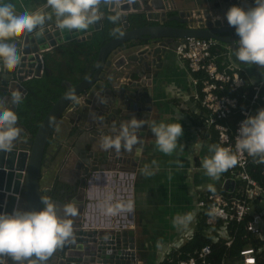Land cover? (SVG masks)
<instances>
[{"label":"water","instance_id":"obj_1","mask_svg":"<svg viewBox=\"0 0 264 264\" xmlns=\"http://www.w3.org/2000/svg\"><path fill=\"white\" fill-rule=\"evenodd\" d=\"M108 1L111 5L112 0ZM117 1L121 4L119 10L123 13L135 11L140 6L145 13V20L151 24L128 29V22L123 23L125 31L99 49L87 76L75 86L64 84L65 94L51 106L35 136L30 135L17 121L19 136L10 148L0 150V212L39 209L43 206L42 200L47 199L55 204L57 217L72 222V237L47 260L41 262L33 256L24 259L20 264H145L137 252L135 231L127 229L126 225L109 222L106 226L99 223V230L81 229L88 228L87 223L80 222L83 207L85 205L87 214L91 193L101 185L100 176L111 179L114 173L128 176L136 173L144 139L150 130L154 83L157 85L161 78L159 73L164 62L162 58L173 53L177 46L176 40L188 36L215 38L222 43H233L232 49L236 46L238 37L229 40L217 36L235 32L233 27L196 30L193 27L165 25L159 13L169 6L173 7V3L169 5L170 0H141L139 6L137 3ZM36 12L46 15L47 18L43 25L37 26L32 32L16 34L15 44L20 60L17 65L7 67L1 75L0 91L11 94L14 89H22L21 84L28 79L27 70L39 71L40 52L71 40H90L91 34L100 29V19L83 30L59 29L56 27V17L46 3ZM121 19L125 20L126 17ZM129 43H134L137 50L125 55L123 47ZM121 54L127 64L118 82L110 77L118 68L113 67L112 60ZM106 82L109 86H106ZM82 96H85V101L79 104ZM62 102L64 107L58 110ZM79 105H83L82 116L69 125L68 131L65 129L66 134H63L64 128L61 125L66 113L72 106L78 108ZM132 117L137 118L141 124L135 130L137 142L130 149L122 144L118 151L101 150L98 143L100 138L104 135H118V131L113 129L118 130L121 124H126ZM21 133L26 136L23 141L28 140L26 145L19 142ZM50 138L52 141L48 143ZM57 143L62 153L59 157L55 154ZM51 168H61V171L48 175ZM56 183L70 188V194L67 196L66 191H62L60 195H64L63 199L51 198ZM67 204H72L77 209L75 216H65L64 206ZM91 205L100 206L96 202ZM0 259L4 260V264H16L7 255Z\"/></svg>","mask_w":264,"mask_h":264},{"label":"crops","instance_id":"obj_2","mask_svg":"<svg viewBox=\"0 0 264 264\" xmlns=\"http://www.w3.org/2000/svg\"><path fill=\"white\" fill-rule=\"evenodd\" d=\"M103 1L105 2V0H101L99 5V15ZM8 2L12 3L18 10L27 9L29 11H36L41 5L46 3V0H8ZM115 2L116 4L118 3L117 0ZM123 2L137 3L139 6L141 0H123ZM232 2L241 7H249L252 4V0H170L169 5L173 3L172 9L160 12L159 14L160 18L164 19L165 25L171 23L170 26L173 25L174 27L219 26L227 24L224 19V13ZM116 6L111 10L109 1L108 3L106 2L107 10L117 14L121 25L128 21L129 16L143 15L145 17V13L140 6L135 11L129 10L124 13L119 10L118 5ZM123 16L126 17L125 20L121 19ZM101 18L102 16L100 15V29ZM147 23H149L148 25L151 24L149 21ZM128 29H130L129 24ZM96 32H93L91 37ZM72 41L75 40L69 42ZM59 46L39 53V71L28 69V79L24 82L34 78L38 79L42 76L44 56L51 54ZM166 58H168L166 61L162 58L164 62H162L161 67V78L158 79L156 85V95L154 92V108L149 120V128L151 129L153 123L163 122L167 124L180 122L182 135L178 137L176 148L171 153L160 151L155 144V137L151 138L152 133L149 130L144 139L136 173L130 176L118 175L120 180H116L115 177L99 180L101 185L95 188V190L100 194L95 196L94 193L96 194V192L91 193L93 198L90 200V203L94 200L100 204L98 207H102L103 209L108 205L115 206L117 203H120L125 205V210H121L120 213L117 211L115 214H109L104 210V216H101L92 212L97 206L93 207L89 205L87 212L91 213V221L95 223L97 221L102 223L103 220L104 225H107L108 223L106 222L109 221L114 224L133 225L136 248H138L137 232L141 233V227L143 235L146 236V238L143 236L144 242L142 244L147 252H150V258L143 255L145 264H156L155 261H158L159 254L156 253L154 255L153 251L158 252L161 244L164 242L168 244L172 241L178 242V238L184 230L188 228L195 230L196 215L194 210L197 202L203 200L207 196V192L213 187L220 188L221 184V178L207 175L202 167V161L206 157L211 156L212 153L206 150L203 141L204 134L208 131L205 132L203 125H193L189 112L186 110L188 103L191 102L188 97L189 84L186 70L174 53H168ZM123 60L122 54L112 60L113 67L118 68L110 77L111 80L120 81V75L123 73L126 65V62L124 63ZM221 65V71L227 70L230 72V69H227L228 66L230 68H239L241 73L250 82H264V67L258 68L255 64L247 65L239 62L235 59L233 52L228 55V60L221 62ZM5 69V67L0 65V74L4 73ZM106 86H109L108 82H106ZM14 91H19L23 97L26 94L23 87L22 89H14ZM172 100H176L177 104L172 103ZM0 105L10 107L15 112L18 106V104L11 102V94L3 91H0ZM154 111L157 113L156 115H154ZM69 112H72V110ZM65 122L64 119L61 125L64 128L63 134H66V130L68 131V129L65 130ZM21 134L19 142L22 141L21 143L26 145L25 142L28 140L23 141L26 139V136L23 133ZM60 171L61 168L54 170L53 173L56 174ZM123 200L126 201L124 202ZM129 203H131L130 209L127 208ZM136 212L140 214L136 215Z\"/></svg>","mask_w":264,"mask_h":264},{"label":"clouds","instance_id":"obj_3","mask_svg":"<svg viewBox=\"0 0 264 264\" xmlns=\"http://www.w3.org/2000/svg\"><path fill=\"white\" fill-rule=\"evenodd\" d=\"M105 2L108 3V0ZM100 3L101 0H46L47 7L56 17V27L67 30H83L96 23L100 19ZM46 18L39 12L18 10L8 0H0V65L7 68L18 64L20 56L15 42L10 38L20 32H32L43 25ZM110 19L115 21L118 17L112 16ZM224 19L238 37L232 49L235 59L247 65L264 67V0H252L249 7L232 5L226 9ZM21 100L19 91L11 93L13 104ZM17 120V113L12 108L0 105V150L10 148L19 136ZM140 126L137 118H130L118 130L113 129L118 131V135L102 136L99 147L103 151H118L123 144V147L130 149L137 142L135 130ZM150 130L156 146L164 153H171L182 135L180 122L153 123ZM236 140L240 151L264 158V107L241 120ZM209 151L211 156L202 161V167L209 176L216 177L237 163L236 157L226 148L212 145ZM42 205L39 209L0 212V257L7 255L16 264L33 256L43 262L72 237L71 220L57 217L55 204L51 201L44 199ZM127 208H131V203ZM121 210H125V205L120 203L108 205L105 209L109 214ZM64 213L65 216H75L77 209L67 204ZM0 264H4L3 259H0Z\"/></svg>","mask_w":264,"mask_h":264},{"label":"built area","instance_id":"obj_4","mask_svg":"<svg viewBox=\"0 0 264 264\" xmlns=\"http://www.w3.org/2000/svg\"><path fill=\"white\" fill-rule=\"evenodd\" d=\"M116 5L119 8L121 6V4H116L115 0H112V4L109 5L110 9L117 7ZM171 9L172 7L169 6L164 11ZM225 27L232 26L228 24L210 25L209 27L199 25L195 29L216 30ZM222 35L218 34L217 36L229 39L237 37ZM176 42L177 46L173 53L184 66L188 75V97L191 102L188 103L186 110L189 113L198 115L205 132L209 131L210 128L216 132L218 146L226 148L234 155L237 163L217 175L218 178H221L220 189L225 194H207L195 206L196 216L204 211L207 212L205 218L206 235L211 239V243L193 250L185 259L175 260L174 254H177L179 249L193 238L195 230L188 228L180 234L178 242L172 241L167 244L166 248L159 254L156 264H264V245L252 246L248 244L239 249L235 256L228 257L230 254L224 253L219 259L217 255H213L212 251V246L215 245L230 248L236 237L241 238L242 241L252 239L264 243V230L260 226L264 219V213L261 211V208H264V190L248 173L247 166L252 156L246 151H240L236 140L237 129L241 120L247 115L254 114L257 109L264 107V82H250V92L239 93V90L246 86L245 79L240 75L241 70L229 66L227 69H230V72L219 70L216 57L213 56L212 51L221 46L226 51L225 55L228 56L231 53L233 44L224 43V45L215 38L190 36L178 38ZM49 49L51 48L49 47L45 51ZM198 74L200 77H197ZM84 97H81V101L79 99V104L84 103ZM74 108L72 106L69 111H73ZM233 115H239L240 118L231 127L228 120ZM66 172L69 171L66 170ZM114 174L113 177L120 180L118 175L121 173ZM126 176L128 175L126 174ZM99 179L104 180L107 178L100 176ZM225 184H227L226 189ZM239 184L241 186L239 195H234V190ZM93 201L91 203L88 201L89 205ZM84 213L85 205L80 222L87 223L88 228L82 227L81 229L99 230L100 226L97 225L100 222L91 221L90 214ZM242 224L243 231L241 232L242 228L239 229L238 226ZM126 226L127 229L133 230L134 228L131 225ZM102 229H105V227Z\"/></svg>","mask_w":264,"mask_h":264},{"label":"trees","instance_id":"obj_5","mask_svg":"<svg viewBox=\"0 0 264 264\" xmlns=\"http://www.w3.org/2000/svg\"><path fill=\"white\" fill-rule=\"evenodd\" d=\"M232 5H236V3L232 2L228 7ZM101 13V29L93 34L90 40L84 42L72 41L67 44L60 45L54 49L51 54H46L44 56V70L42 76L38 79L34 78L22 83V87L26 91V94L22 98L21 102L18 103L16 108L18 116L17 121L30 135L35 136L42 120L49 112L51 106L65 94L66 87L64 84L70 83L71 86L79 84L87 76L91 66L95 62L99 49L109 40L124 32L121 21L116 13L103 12L102 10ZM112 16H116L118 19L113 21L110 19ZM127 22L130 29L147 26L149 24L143 15L129 16ZM168 24L171 25V23ZM212 53L213 56L216 57V63L221 71V62L228 60V56L225 55L226 51L220 47L214 49ZM240 75L245 79L246 86L239 90V93L246 91L249 93L250 81L243 73L240 72ZM197 77H200V75L198 74ZM171 102L177 104L176 100H172ZM189 117L193 125H203L198 115L189 113ZM239 118V115H233L228 120V123L232 127L235 121ZM51 141L52 139L50 138L48 143ZM203 141L204 146L208 151L210 146H218L217 134L212 128L204 134ZM262 159L264 158L252 156L248 162L247 170L250 177L264 190V162H261ZM240 187V184L237 185V188L234 190V195H239ZM61 188L62 185L57 183L56 188L53 190V198H60ZM214 193L224 192L217 187H213L207 192V194ZM206 216V211L196 216V226L193 238L189 242L185 243L179 249L177 254H174L175 260L185 259L193 252V250L211 243V239L206 235ZM238 228H242V232L243 224L239 225ZM248 244H251L252 246L264 245V243H259L258 241L252 239L249 241H242L241 238L236 237L230 248H225L221 245L212 246L213 255H217L219 259L224 253H229L230 256L228 257H232L237 254L239 249L247 246Z\"/></svg>","mask_w":264,"mask_h":264},{"label":"rangeland","instance_id":"obj_6","mask_svg":"<svg viewBox=\"0 0 264 264\" xmlns=\"http://www.w3.org/2000/svg\"><path fill=\"white\" fill-rule=\"evenodd\" d=\"M101 10L103 12H109L107 10V8H106V2H104V1H103V6H102ZM100 15L102 16L101 11H100ZM15 36H16V34L13 36V38L11 37V40L15 41ZM136 50H137V47H135L134 43H129L126 46L123 47V54L129 55V54L133 53ZM167 56H168V54L167 55H164V57H163V60L164 61H166V59H168V58H166ZM3 74L4 73H1L0 74V77ZM160 74H161V72L159 73V75ZM154 85L155 86H154L153 90H154L155 95H156V89H157L156 82L154 83ZM154 99H155V97H154ZM82 114H83V106H79L78 108H74V110L72 112H67L66 115H65V121H66L65 122L66 123L65 124V129H68L69 128V125L71 124V122L75 121L79 116H82ZM156 114L157 113L154 111V115H156ZM153 137H154V135L152 134L151 138H153ZM98 194H100V193H98ZM123 201L125 202L126 200H123ZM93 203H95V201H93ZM105 209H103L102 207H97V208L93 209L92 212L94 214L104 216V210ZM261 211L264 213V208H261ZM87 212H88V210H87ZM120 212L121 211H118V213H120ZM139 214H140L139 212H136V215H139ZM131 226H133V225H131ZM260 226L264 230V219L261 222ZM142 231L143 230L140 227V232L142 233ZM141 233L137 232V244H138V254L140 256H142V258H140V259L143 260L144 259L143 255H145V257H149L150 256V252L148 251L149 252V254H148L147 250L145 249L144 245L142 244V242H144L143 241L144 240V237L146 238V236H144L143 233L141 235ZM166 246H167V244L165 242L163 244H161V247L159 248L158 252L153 251L154 255H156V253L160 254L162 252V250L166 248ZM155 263H156V261H155Z\"/></svg>","mask_w":264,"mask_h":264},{"label":"flooded vegetation","instance_id":"obj_7","mask_svg":"<svg viewBox=\"0 0 264 264\" xmlns=\"http://www.w3.org/2000/svg\"><path fill=\"white\" fill-rule=\"evenodd\" d=\"M167 26H169V25H167ZM226 35H229L228 37H230V36H231V37H232V36H236L235 33H230V34L227 33V34H223L222 36H226ZM234 38H235V37H232V38H230V39L228 38V39H229V40H233ZM230 44H233V43H230ZM232 47H233V45H232ZM231 52H232V50H231ZM66 140H67V138H66ZM73 141H74V140H73ZM73 141H72V143H73ZM55 147H56V150H57V151H55V154L58 155V157L61 156L62 153H61V150L59 149V144L57 143ZM58 157H57V158H58ZM54 170H55V169H52V168H51V170L49 171V174H48V175H51L52 172H53ZM60 185H62V184H60ZM55 188H56V186L53 187V190H54ZM69 189H70V188H67L66 186L62 185V188L60 189V193H61L62 191H66V192H65V193H66L65 195L68 196V195L70 194ZM53 190H52V192H51V198H53V197H52V194L54 193ZM63 198H64V195H63V194L60 195V199H63Z\"/></svg>","mask_w":264,"mask_h":264},{"label":"bare ground","instance_id":"obj_8","mask_svg":"<svg viewBox=\"0 0 264 264\" xmlns=\"http://www.w3.org/2000/svg\"><path fill=\"white\" fill-rule=\"evenodd\" d=\"M66 100H67V99H66ZM68 105H69V104H68ZM68 105H67V106H68ZM63 107H64V103L62 102V103L58 106V110H59L60 108H63ZM35 154H36V151H35ZM8 172L15 173L14 171H6V173H8ZM16 173H17V172H16ZM16 173H15V174H16ZM67 176H68V175H67ZM12 187H13V186H12ZM94 192H96V190H94ZM94 192H93V193H94ZM91 195H92V194H91ZM94 195H95V196H96V195L98 196V193L96 192V194L94 193ZM92 196H93V195H92ZM92 198H93V197H92ZM96 198H97V197H96ZM109 222H110V221H109ZM109 222H106V223H109ZM103 225H104V224H103ZM105 225H106V224H105ZM107 225H108V224H107ZM129 225H131V224H129Z\"/></svg>","mask_w":264,"mask_h":264}]
</instances>
